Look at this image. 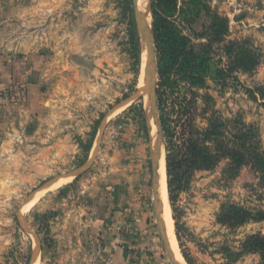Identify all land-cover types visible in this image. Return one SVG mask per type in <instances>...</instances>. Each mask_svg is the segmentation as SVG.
<instances>
[{
	"label": "rangeland",
	"instance_id": "1",
	"mask_svg": "<svg viewBox=\"0 0 264 264\" xmlns=\"http://www.w3.org/2000/svg\"><path fill=\"white\" fill-rule=\"evenodd\" d=\"M22 1V8L35 15L29 23L35 32L29 38L31 46L44 41L45 64L36 65L35 70L44 69L46 75L41 76L39 87L29 90L21 115L0 120V264H33L35 251L34 264H103L97 256L61 261L53 235L60 216L55 205L64 199L67 204L75 201L78 190L107 172L109 158L127 157L125 152L147 164L153 223L171 264L153 206L152 144L161 140L166 170L167 155L187 166L191 162L188 142L201 139L202 143L207 131L213 133L205 140L210 141L207 145L213 151L223 149L216 166L192 170L176 182L174 204L170 202L179 260L184 264H264L263 252L249 241L264 237V185L248 165L234 176L229 156L245 135L249 146L264 153V0L179 3L170 21L186 48L156 49L153 43L151 64L161 121V134L155 132L153 139L149 94L138 95L147 83L135 46L138 32L137 38L130 35L131 11H124L128 0ZM132 11L134 20L140 21L134 4ZM40 15L45 16L46 26L55 28V35L46 41L36 31ZM214 16L227 21L217 42L204 35ZM37 48L30 56L41 54ZM236 49L255 55L257 67L249 72L234 67ZM103 122L105 130L93 160ZM92 127L97 137L86 154L80 142L88 140ZM90 161L83 175H71L83 171ZM81 164L85 165L78 169ZM67 175L37 194L45 184ZM234 206L248 212L251 219L246 224L233 227L219 221L223 211Z\"/></svg>",
	"mask_w": 264,
	"mask_h": 264
},
{
	"label": "crops",
	"instance_id": "2",
	"mask_svg": "<svg viewBox=\"0 0 264 264\" xmlns=\"http://www.w3.org/2000/svg\"><path fill=\"white\" fill-rule=\"evenodd\" d=\"M22 5V0H0V120L6 115H21L29 90L39 87L41 76L46 75L44 69L41 73L35 70L36 65L45 64L41 52L44 41H38V48L31 46L29 38L35 32L29 23L35 15ZM44 18L39 16L36 31L46 41L55 35V28L46 26ZM36 48L41 54L30 56ZM94 132L92 127L81 148L91 145L93 150ZM128 154L109 158L107 172L96 175L84 190H78L75 201L67 204L64 199L55 205L60 216L54 223L53 235L59 243L61 261L81 257L92 260L97 256L103 264H168L153 223L147 164ZM55 181L58 180H52L47 187ZM44 186L37 194L47 188Z\"/></svg>",
	"mask_w": 264,
	"mask_h": 264
},
{
	"label": "trees",
	"instance_id": "3",
	"mask_svg": "<svg viewBox=\"0 0 264 264\" xmlns=\"http://www.w3.org/2000/svg\"><path fill=\"white\" fill-rule=\"evenodd\" d=\"M183 0H152V11L154 14V41L156 49H185L186 43L177 34L178 31L173 27V22L170 19L175 18L177 12V6ZM192 3L199 5L201 0H190ZM133 1L128 0L125 6V12H130L132 18L133 30L130 32L132 37L137 38V25L134 20V15L132 11ZM186 16V13H182ZM210 24L205 26L204 35H209L213 41L217 42L222 35L224 30V25L227 21L220 18L219 16L210 17ZM136 50L139 49V44H135ZM208 49H211L212 42L209 43ZM258 65V59L252 55L247 49H236L235 50V61L234 67L239 71L249 72L253 70ZM97 123L96 126H98ZM203 134L204 140L199 143L201 139L190 140L188 142V154L191 156V162L189 165L184 166L183 163L176 162L172 160L170 155H167V180H168V192L170 202L174 204V184L176 182L180 183L192 170H211L216 166L217 159L220 153L223 152L222 147L215 149L214 151L205 142L206 139H210L213 134L208 133ZM96 132L93 133V139L96 137ZM245 137V138H244ZM239 138L241 141L243 138L244 142L238 147L231 151L229 156L231 157L232 166L234 170V176H236L240 169L246 165L251 166L256 170L259 175V179L262 185H264V153H259V149L249 146V139L247 135ZM252 139V137H251ZM253 140V139H252ZM82 146V143L80 142ZM86 154L91 151V145L88 147H82ZM216 153V155H214ZM82 165V164H81ZM183 171V175H182ZM232 210H224L219 217V221L222 224L230 225L233 227H238L246 224L251 218L248 212L239 207H231ZM176 219V217H175ZM249 241L255 243V247L261 250L264 254V237L254 236L249 238Z\"/></svg>",
	"mask_w": 264,
	"mask_h": 264
},
{
	"label": "water",
	"instance_id": "4",
	"mask_svg": "<svg viewBox=\"0 0 264 264\" xmlns=\"http://www.w3.org/2000/svg\"><path fill=\"white\" fill-rule=\"evenodd\" d=\"M135 14V13H134ZM135 22L137 25V32H138V44H139V51H140V61H141V73L144 76V80L147 83V87L144 89L138 91V95L143 93L149 94V102H150V111L151 115L154 118V125L152 129L149 132L150 138L153 139V135L155 132H158L161 134V121L159 117V109H158V93H157V86H156V72L151 64V57H150V51H153V43H154V14L152 11V0H144V10L141 16V20L138 21L135 18ZM139 22V25L138 23ZM105 124L104 122L101 124L99 137L97 139V148L94 152V159L97 155L98 148L105 130ZM162 146L161 140L158 141L156 146H153L151 148V160H152V174H153V206H154V212L157 220V227L159 230L160 237L164 243V247L166 249V252L168 254L169 260L171 264H181L175 258L173 255L171 246L168 242L167 233L163 221V216L159 208V201H158V194H159V179L157 177L156 169H157V163H156V151ZM92 165V161L89 162L87 167L81 171L77 170L73 174V176L78 177L85 173V170H88ZM67 177H70V175L64 176L61 179H65ZM50 183L46 184L44 186L47 187ZM33 199V198H32ZM31 201V200H30ZM30 203V202H28ZM19 219L21 220V214H19ZM37 252L35 251L32 262L35 263ZM33 263V264H34Z\"/></svg>",
	"mask_w": 264,
	"mask_h": 264
},
{
	"label": "bare ground",
	"instance_id": "5",
	"mask_svg": "<svg viewBox=\"0 0 264 264\" xmlns=\"http://www.w3.org/2000/svg\"><path fill=\"white\" fill-rule=\"evenodd\" d=\"M135 12L137 16L141 18L143 10H144V0H133ZM153 51H150V57L152 59ZM154 59V57H153ZM144 89V88H143ZM164 147L161 146L156 151V163H157V177L159 179V194H158V201H159V208L163 216V221L167 233L168 242L171 246L173 255L179 262H181L180 255L178 252L177 247V238L175 235V223L172 216V209L169 199V192H168V185H167V170H166V161H165V153H164ZM61 180L53 182L49 187H54L58 183H60ZM46 188V189H47ZM182 259V258H181ZM184 264V263H181Z\"/></svg>",
	"mask_w": 264,
	"mask_h": 264
}]
</instances>
